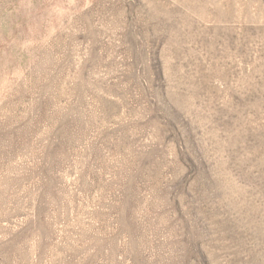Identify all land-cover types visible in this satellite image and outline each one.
<instances>
[{"label":"rangeland","instance_id":"374dc122","mask_svg":"<svg viewBox=\"0 0 264 264\" xmlns=\"http://www.w3.org/2000/svg\"><path fill=\"white\" fill-rule=\"evenodd\" d=\"M0 264H264V0H0Z\"/></svg>","mask_w":264,"mask_h":264}]
</instances>
